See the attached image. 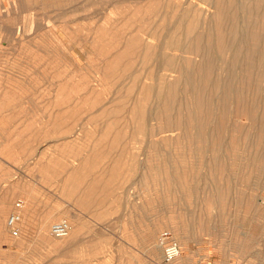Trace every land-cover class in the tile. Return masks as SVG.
<instances>
[{
  "label": "rangeland",
  "instance_id": "obj_1",
  "mask_svg": "<svg viewBox=\"0 0 264 264\" xmlns=\"http://www.w3.org/2000/svg\"><path fill=\"white\" fill-rule=\"evenodd\" d=\"M263 52L264 0H0V166L43 183L0 264H166L162 230L169 264H264Z\"/></svg>",
  "mask_w": 264,
  "mask_h": 264
},
{
  "label": "crops",
  "instance_id": "obj_2",
  "mask_svg": "<svg viewBox=\"0 0 264 264\" xmlns=\"http://www.w3.org/2000/svg\"><path fill=\"white\" fill-rule=\"evenodd\" d=\"M28 166L29 161L25 155L18 157L16 164L11 162L5 163L4 167L0 166V184H2V182H11L7 187L8 189L6 188L7 190L4 191L3 197L0 194V201L4 199L9 200L16 196L19 197L22 201L20 210L21 214L24 216L25 224L29 221L30 213L39 207L40 191L43 184L38 168L35 167V171L30 176L26 175ZM13 172L19 175L18 177L17 175H13L12 179H10Z\"/></svg>",
  "mask_w": 264,
  "mask_h": 264
},
{
  "label": "built area",
  "instance_id": "obj_3",
  "mask_svg": "<svg viewBox=\"0 0 264 264\" xmlns=\"http://www.w3.org/2000/svg\"><path fill=\"white\" fill-rule=\"evenodd\" d=\"M21 207V199L14 200L13 210L5 218V227L11 237H16L19 234L18 222L20 216L18 210ZM69 230V223L65 219H60L50 224L48 232L53 238H62L68 235ZM156 242L161 250V260L164 263L172 261L179 255L180 247L174 237L167 230H162L158 233Z\"/></svg>",
  "mask_w": 264,
  "mask_h": 264
},
{
  "label": "bare ground",
  "instance_id": "obj_4",
  "mask_svg": "<svg viewBox=\"0 0 264 264\" xmlns=\"http://www.w3.org/2000/svg\"><path fill=\"white\" fill-rule=\"evenodd\" d=\"M223 9V8H222ZM216 13V12H215ZM224 13V12H223ZM206 18V17H205ZM220 18H221V14H217L216 15V18H214L215 20H214V26L216 27H218L217 28V31H216V33L215 34H217V36H216V48H218V47H220L221 46V42H222V35H220V22L221 21H219L220 20ZM214 30H216V29H214ZM222 30V29H221ZM231 30V29H230ZM227 31H229V30H227ZM209 32H211V30L209 31ZM218 32V33H217ZM223 32V31H222ZM222 32H221V34H222ZM212 33V32H211ZM211 33H210V35H211ZM258 33V32H257ZM210 35H208V40H209V38H210ZM230 35V34H229ZM255 34H252L251 35V39H250V41H251V43H254V41H255ZM193 45V44H192ZM192 45H188V46H186L184 49H182V53L183 54H193L192 52H193V48H194V46H192ZM254 45V44H253ZM252 47V46H251ZM192 50V51H191ZM218 51V50H217ZM195 55V54H194ZM263 55H264V52H263ZM158 56V55H157ZM196 61V60H195ZM209 65H208V63L206 62V64H204V65H202L201 66V68L205 71V73H207L208 72V70H209ZM170 69V68H169ZM178 70V69H177ZM173 72V71H172ZM204 73V74H205ZM199 74V73H198ZM206 75L207 74H205L204 75V80H205V78H206ZM198 77V76H197ZM201 79H202V77H200ZM202 85V84H201ZM197 104V103H196ZM67 236V235H66ZM66 236L65 237H62V238H60V239H63V238H66ZM57 239H59V238H57ZM158 246V245H157ZM156 246V247H157ZM158 249H159V247H157ZM160 251V250H159ZM180 255H178L177 257H175L173 260H176L178 257H179ZM169 263H171V261L170 262H167L166 264H169Z\"/></svg>",
  "mask_w": 264,
  "mask_h": 264
}]
</instances>
